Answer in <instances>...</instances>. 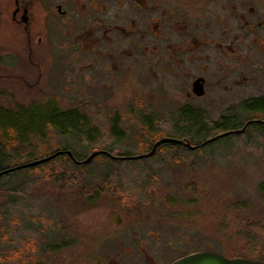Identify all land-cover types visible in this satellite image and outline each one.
Masks as SVG:
<instances>
[{"label":"rangeland","instance_id":"rangeland-1","mask_svg":"<svg viewBox=\"0 0 264 264\" xmlns=\"http://www.w3.org/2000/svg\"><path fill=\"white\" fill-rule=\"evenodd\" d=\"M46 61L49 62V58ZM44 65H47L45 61ZM166 65L165 61L155 70L145 67L140 72L128 68L123 85L118 79L110 83L106 81L105 87L102 81L90 87L93 83L82 80L83 73L74 76L73 68L64 71L58 64L49 72L42 69L35 73L33 68H27V85L20 79H1L0 124L13 129L11 149L21 151L25 148L29 159L26 162L56 149H68V146L82 150L86 143L84 133L63 134L58 124L48 121L56 117L57 112L89 102L101 104L109 113H118L121 119L119 130L125 136L124 141L113 143V139L106 135L104 119L97 116L101 127L97 129L103 136L98 144L93 145L100 148L114 144L122 153L140 151L136 139L131 137L136 135L138 125L146 118L158 116L181 126L184 108L204 110L211 119L234 113L232 122L237 124L246 117L254 116L251 121L264 120V110L258 111L253 107L233 102H207L205 97L184 100L178 96L182 85H171ZM189 72L192 76L199 74V65H193ZM85 74L88 75L87 72ZM4 92L11 93L13 100L5 98ZM56 119L61 123V117ZM168 128L164 126L165 130ZM247 129L246 134L226 135L230 137L227 142L215 143L210 148L181 152L180 163L172 165L170 170L176 177L175 183L180 186L183 185L178 179H190L196 183L193 197L174 193L172 188L167 191L164 187L165 192L158 190L161 182L169 180L162 162L163 158L168 159L167 156L122 163V182L132 194L126 209L120 208L108 194L101 203H83L74 196L75 189L63 190L43 178V182L34 184V189H43V194L46 193L49 199L39 203L34 196L35 191L4 214L0 253L3 247L13 250L24 237H30L33 240L31 262L34 260L37 264H89L88 258L94 256L103 258L102 263L96 264H131L132 257L140 256L137 251L139 242L188 241L194 243L192 247H199L205 241L208 249L228 257L264 261V196L257 190L264 182V125L251 122ZM91 131L96 133L95 129ZM169 132L171 137H181L175 130ZM183 134L189 135L187 132ZM101 169L103 166L99 163L88 169L89 182L97 180L96 174ZM149 173L160 177L155 193L156 188L151 186V191L147 188L150 185ZM233 184V192L229 193L227 187ZM240 199L248 202L240 207L233 203ZM33 216L43 218V228L40 223L34 224L33 219L32 225L26 227V222H30ZM118 219L119 222L116 221ZM58 221L63 223L59 230L65 233V240L55 234L58 228L54 223ZM56 243L60 244L56 247ZM6 256L7 260L2 264L28 263V258L22 254L18 258L12 254Z\"/></svg>","mask_w":264,"mask_h":264},{"label":"flooded vegetation","instance_id":"flooded-vegetation-1","mask_svg":"<svg viewBox=\"0 0 264 264\" xmlns=\"http://www.w3.org/2000/svg\"><path fill=\"white\" fill-rule=\"evenodd\" d=\"M165 61L186 101L264 102V0H0V80L27 85V68L49 72L58 64L83 73L90 87L118 79L123 85L128 68L155 70ZM196 64L200 73L192 76ZM198 78L200 96L193 89ZM10 94L3 95L10 100ZM138 244L131 264H172L213 252L205 241Z\"/></svg>","mask_w":264,"mask_h":264},{"label":"trees","instance_id":"trees-1","mask_svg":"<svg viewBox=\"0 0 264 264\" xmlns=\"http://www.w3.org/2000/svg\"><path fill=\"white\" fill-rule=\"evenodd\" d=\"M240 106L253 107L255 110L258 111L264 110V102L260 100H256L254 101V103L251 102L246 104H240ZM97 113L99 115H96ZM56 114L58 115L54 118L49 119L48 122L58 124L60 126L61 133H84L83 140L86 141V143L82 150L77 151L71 148L70 146H68V149H63L71 150L76 160H81L85 158L92 150H95V148L105 149L114 155L120 156H131L146 153L151 150L152 144L159 138L164 136L171 137L172 135H170L171 132H169V130H175L177 134L181 135V137L175 138L187 140L190 142L191 145H200L199 148L190 149L179 144L173 145L165 143L158 146L154 154L150 157H168V159L163 158L162 162L168 172L169 180H164V182H161V186L159 184L160 177H158L157 174L149 173L148 178L150 180V185L147 187L148 190L151 191L150 187L152 186L153 189L156 188L153 191L155 193L157 191V187L160 185L158 187V190L162 189L163 192H165L164 187L168 189L167 191H170V188H172L174 193L184 195L189 194L191 195L190 197H193L196 194V183L191 181L190 179H188L187 181H181L177 178L179 180L178 182L183 185L180 186L179 184L175 183L174 178L176 177L172 175V171L170 170L172 165L174 166L175 164L180 163L182 159L180 155L181 152L191 153L199 151V149L210 148V146L215 143L227 142L230 137L228 138V136L225 135V137H216L210 142L203 143L205 140L212 138L225 131L237 130L245 126L243 132H241L240 134H246L249 125L246 124L248 121L254 118V116L246 117L243 119V121L238 122L239 124H237V122H232V117L235 116L234 113L219 117L218 119H211L207 112L205 113L204 110L192 111L184 109L182 110V118L180 122L181 126H175L174 124H171L172 122L169 123L167 119H163L162 117L158 116H150L149 118H146V121L138 125V130L137 132H135L136 135H133L131 137V139H136V144L140 146V151H137L135 154H133L129 151H124L123 153L120 152V150L114 144H108L100 148L95 146L96 144H98L99 138L103 136V134L99 133L97 129L101 128L98 124V119L96 118L97 116H100L102 119H104L107 132L106 135L109 138L113 139V143H119L120 141L122 142L125 140V136H123L122 132L119 130L121 123L119 114L107 112V110L101 107V104L90 102L78 104L76 106H73V108H70L66 111H61L60 113L57 112ZM58 117L62 118L61 123L57 121L56 118ZM165 125L169 127L166 130L164 129ZM68 126L70 127L68 128ZM92 129H95L97 134H94L91 131ZM184 132L189 133V135L185 136V134H183ZM200 134H202V137H200ZM13 143L14 132L12 127H4L2 124H0V171L7 168H12L19 164H23L27 160H29L26 158L28 152H25V148H23L21 151L11 149L13 147ZM93 143L95 145H93ZM226 144H224V148H227ZM90 149L92 150L89 152ZM52 152H48L45 155L50 154ZM40 157H36L35 159H38ZM128 161L129 160H114L105 155L100 154L95 156L92 161L88 164L79 165L75 163L74 160H72V158H70L68 155L61 154L58 155L56 158L38 166L18 169L5 174L0 178V229L2 227V222L5 217L4 214L13 205L17 206L20 199L31 197L35 191L36 193L34 196L36 197L39 203L43 204L44 200L49 199L46 193L43 194V189H34V184L43 182V178L47 181L54 182L59 188L63 190L75 189V192H73L74 196L77 198V200L83 201V203H87L90 205L101 203L103 202L104 197L108 194L114 199L113 202L117 203L120 208H129L127 206L130 202L132 194L122 182L123 178L121 174L122 163ZM95 163H99L100 165H102L103 169L99 170V173L96 174L97 180L95 182H89L88 177H90V174L87 173V171ZM165 165L168 167H166ZM94 170L95 169H93L92 171ZM233 187L234 184L227 187L229 193L233 192ZM257 190L260 194L263 193L262 195L264 196V182L261 184V186L258 187ZM246 202H248V200L240 199L233 201V203H237L239 207ZM32 219L34 220V224L40 223V226L43 228V218L40 216H33V218H30L31 224L28 220L26 222V227H30L32 225ZM54 224L56 228H58L55 229L56 236H60L61 240H65V233L62 232V230H59L60 225H63V223L58 221ZM58 244L56 243L55 246L57 247ZM31 245H33L32 238L24 237L23 240L18 243L17 248L13 250H5V248L1 246L3 247V251L0 253V264L3 263V260H7L8 256L6 255L10 256L11 254L17 258L20 254L26 256L28 258V263L25 264H37L36 262H34V260L31 262ZM18 263L24 264L20 262ZM43 264L46 263L43 262Z\"/></svg>","mask_w":264,"mask_h":264},{"label":"water","instance_id":"water-1","mask_svg":"<svg viewBox=\"0 0 264 264\" xmlns=\"http://www.w3.org/2000/svg\"><path fill=\"white\" fill-rule=\"evenodd\" d=\"M200 82H201V78H198L193 82V89H194L196 95H198V96L202 95ZM250 122L251 121H249L248 123H250ZM254 122H257V123L264 125V120H261V119L254 120ZM243 129L244 128L238 129V130H230V131L223 132L221 134H218L215 137L207 139L203 143L210 142V141L214 140L216 137L225 136V135H228L230 133H240L243 131ZM165 143H169V144H173V145L179 144V145H182V146L190 148V149H195V148L199 147V146L191 145L190 142L187 140H183V139H179V138H175V137H161L152 144L150 151H148L146 153H142V154L131 155V156H118V155H114V154H112L106 150H94V151H91L84 159L76 160L70 150H57L51 154H48V155L43 156L41 158L32 160L31 162H26L24 164L17 165V166H14L12 168L1 170L0 171V178L2 176H4L5 174L13 172V171L18 170V169L38 166L40 164H43L47 161H50V160L56 158L58 155H61V154L68 155L70 158H72V160H74L75 163H77L79 165L88 164L89 162L92 161V159L95 156L100 155V154L105 155V156H107L111 159H114V160H136V159H140V158H147V157H150L154 154V152L158 146L165 144ZM172 264H264V263L257 261V260L247 259V258H226L222 254L217 253V252H195V253L189 254V255L175 261Z\"/></svg>","mask_w":264,"mask_h":264},{"label":"bare ground","instance_id":"bare-ground-1","mask_svg":"<svg viewBox=\"0 0 264 264\" xmlns=\"http://www.w3.org/2000/svg\"><path fill=\"white\" fill-rule=\"evenodd\" d=\"M137 155V154H136ZM137 160V159H136ZM32 161V160H31ZM31 161H28V162H31ZM24 164V163H23ZM19 165H21V164H19ZM17 166V165H16ZM8 169V168H7ZM5 170V169H4Z\"/></svg>","mask_w":264,"mask_h":264}]
</instances>
